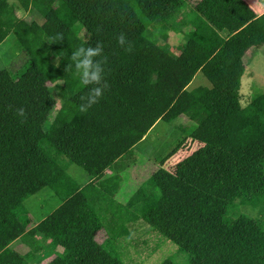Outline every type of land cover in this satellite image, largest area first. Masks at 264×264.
Here are the masks:
<instances>
[{"label": "trees", "instance_id": "16d2710c", "mask_svg": "<svg viewBox=\"0 0 264 264\" xmlns=\"http://www.w3.org/2000/svg\"><path fill=\"white\" fill-rule=\"evenodd\" d=\"M184 10L183 0H0V44L13 35L26 57L14 72L0 69V264L41 255L135 264L149 234L173 244L181 264H264V90L240 99L243 55L264 46V13L200 0L178 21ZM81 44L102 46L107 82L86 112L87 88L70 67ZM197 72L210 87L187 89ZM178 119L197 148L120 202L134 146L159 120ZM72 164L89 177L82 186L66 172ZM46 188L59 204L35 223L25 202Z\"/></svg>", "mask_w": 264, "mask_h": 264}, {"label": "rangeland", "instance_id": "374dc122", "mask_svg": "<svg viewBox=\"0 0 264 264\" xmlns=\"http://www.w3.org/2000/svg\"><path fill=\"white\" fill-rule=\"evenodd\" d=\"M186 2L192 6L197 0H186ZM261 3L264 5V0ZM17 16L25 17L26 14L19 9L17 10ZM29 16L36 26L42 24L43 20L37 13H32ZM222 36H225V32H222ZM169 41L173 47L175 46L174 54H176L180 46L179 42H181L180 36H172ZM176 43L179 46H176ZM247 57H250L251 64L248 63L249 66L245 68L241 79V105H244L249 100L252 92L255 90H264V46L259 49L250 50ZM25 59V54L15 37L13 35L7 36L0 44V69H7L8 71L14 72L20 68ZM194 86L195 83H192L188 89L195 88ZM52 89L50 88V91L57 101L56 105L60 107L61 103L54 89ZM181 123H184V120L178 119L170 124L159 120L148 131L145 137L134 146L133 153L126 160L128 161V167L121 174L122 187L116 196L120 202L123 203L127 200L136 186L160 166L166 170H171L175 163L191 154L197 148V144L191 143L179 130L178 126ZM179 144L178 150L161 164V160L169 155ZM66 172L80 186L89 180V177L84 171L76 165H70ZM58 204V200L46 188L29 198L25 202V207L29 210L33 221L37 223L55 209ZM146 238L148 239L146 244L141 243L137 246L135 252L138 255L134 256L135 252H131V255L134 256L135 264H158L166 258H171L176 263H182L183 258L173 244L169 242L162 243L157 240L158 237L152 234L141 237L140 240H146ZM102 239L103 232H99L96 235V240L101 242ZM11 247L13 250L19 252L23 249L18 241L12 243ZM57 250L60 251L59 248ZM52 257V255L38 256V259L35 260L36 262L34 261L32 264H46Z\"/></svg>", "mask_w": 264, "mask_h": 264}, {"label": "clouds", "instance_id": "9594fccd", "mask_svg": "<svg viewBox=\"0 0 264 264\" xmlns=\"http://www.w3.org/2000/svg\"><path fill=\"white\" fill-rule=\"evenodd\" d=\"M118 43H126V37L121 33ZM103 49L100 44L96 46L84 45L76 47L70 55L71 68L74 77H78L82 87H86V92L80 96L81 103L78 105L80 112H86L102 96L107 82L104 80V66L100 59ZM23 116L24 109L17 110Z\"/></svg>", "mask_w": 264, "mask_h": 264}, {"label": "crops", "instance_id": "0c3cea01", "mask_svg": "<svg viewBox=\"0 0 264 264\" xmlns=\"http://www.w3.org/2000/svg\"><path fill=\"white\" fill-rule=\"evenodd\" d=\"M184 3H185V10L182 12V14L178 15L177 17V20L180 21L186 14V12L190 9H194L196 3L200 0H197L196 3H194L192 6H190L188 4V2H186V0H183ZM245 6L255 14V16H259L261 14L264 13V5L261 3L262 0H241ZM222 32H225V36L224 38L228 37V32H226L225 30L222 31ZM222 32H220L221 36H222ZM177 36V35H175ZM223 37V36H222ZM180 39H181V36H180ZM177 45L176 46H179L178 43H176ZM179 44H181V42H179ZM175 48V46H174ZM250 50H255V48L253 47H250L246 50V52L244 53L243 55V65H244V70L245 68H247L249 66V64H251V59L250 57H247V54ZM177 51V50H176ZM177 53V52H176ZM249 63V64H248ZM244 74V73H243ZM241 79H242V76H241ZM242 81V80H241ZM195 83V86L194 87H197V86H206V87H210V83L208 82V80L200 73V72H197L194 76V78L192 79L191 83ZM189 84V86H190ZM188 86V87H189ZM187 87V89H188ZM191 89V88H189ZM241 89V87H240Z\"/></svg>", "mask_w": 264, "mask_h": 264}]
</instances>
